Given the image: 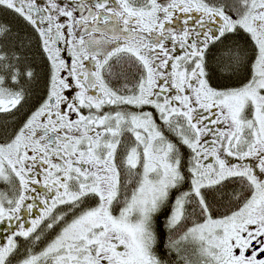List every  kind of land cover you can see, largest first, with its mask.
<instances>
[{
    "label": "snow or ice",
    "instance_id": "obj_1",
    "mask_svg": "<svg viewBox=\"0 0 264 264\" xmlns=\"http://www.w3.org/2000/svg\"><path fill=\"white\" fill-rule=\"evenodd\" d=\"M0 264H264V0H0Z\"/></svg>",
    "mask_w": 264,
    "mask_h": 264
}]
</instances>
